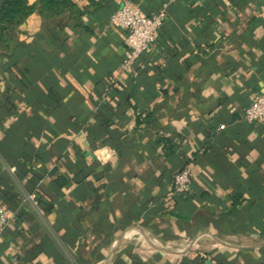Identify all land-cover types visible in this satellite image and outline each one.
<instances>
[{
  "label": "crops",
  "instance_id": "crops-1",
  "mask_svg": "<svg viewBox=\"0 0 264 264\" xmlns=\"http://www.w3.org/2000/svg\"><path fill=\"white\" fill-rule=\"evenodd\" d=\"M72 1L83 14L11 33L14 61L0 47V157L34 205L0 164V264H70L44 223L75 264H264V122L243 117L264 88V0H133L167 7L127 69L121 0Z\"/></svg>",
  "mask_w": 264,
  "mask_h": 264
},
{
  "label": "built area",
  "instance_id": "built-area-1",
  "mask_svg": "<svg viewBox=\"0 0 264 264\" xmlns=\"http://www.w3.org/2000/svg\"><path fill=\"white\" fill-rule=\"evenodd\" d=\"M166 7L167 3H164L158 11L147 15L137 2L121 0L119 7L111 14V24L125 31L124 41L128 51L121 62L122 69H127L134 64L141 54L151 48L155 40V33L166 16ZM243 117L251 123L264 122V88L251 96L248 106L244 109ZM95 153L97 159L104 162L112 151L107 148H99ZM190 183L189 167H184L173 175V191L175 193L185 192ZM9 220L8 210L0 203V235Z\"/></svg>",
  "mask_w": 264,
  "mask_h": 264
},
{
  "label": "trees",
  "instance_id": "trees-1",
  "mask_svg": "<svg viewBox=\"0 0 264 264\" xmlns=\"http://www.w3.org/2000/svg\"><path fill=\"white\" fill-rule=\"evenodd\" d=\"M90 1L93 5L101 4L99 2H94V0ZM114 11L115 10L110 11L109 16H111ZM34 12H37L41 16H50L52 18L61 17L65 13L73 17L83 14V11L77 9L72 0H37L34 3H29V0H0V47L2 46L5 48V55L11 61L15 60V50L19 44L18 40L11 36V33H18L19 26ZM12 65L13 69L16 70L15 74L17 78L26 83L24 75L27 73V69L16 67L14 62ZM0 102L5 109H14V103L10 96L9 89L5 90L2 96L0 95ZM183 168L184 167L180 168V170ZM49 174L51 176L55 175L53 182L57 189H61L66 184L67 180L65 177L59 174L56 169L51 170ZM239 198L241 199L240 195L233 196L231 209H236L239 206L241 203ZM18 214H22V210H20Z\"/></svg>",
  "mask_w": 264,
  "mask_h": 264
},
{
  "label": "water",
  "instance_id": "water-1",
  "mask_svg": "<svg viewBox=\"0 0 264 264\" xmlns=\"http://www.w3.org/2000/svg\"><path fill=\"white\" fill-rule=\"evenodd\" d=\"M0 164L2 165V167L4 168V170L7 172V174L11 177V179L13 180V182L15 183V185L17 186V188L19 189V191L21 192V194L24 196V198L28 202V204H30L34 208V205H33L32 201L30 200V198L28 197V195L25 194V192L21 189L19 183L16 181V179L14 178L12 172L9 170V168L4 163V161L2 160L1 157H0ZM34 210H36V209H34ZM40 218L42 220V217H40ZM44 224L46 225V228L49 231L50 235L52 236V238L54 239V241L56 242V244L58 245V247L60 248V250L63 252L64 256L67 258V260L69 261V263L70 264H75L74 261H73V259L69 255V253L65 250V248L62 246V244L60 243V241L56 237V235L51 231V229L48 227V225L46 223H44Z\"/></svg>",
  "mask_w": 264,
  "mask_h": 264
}]
</instances>
